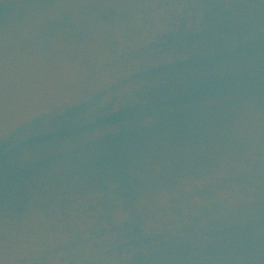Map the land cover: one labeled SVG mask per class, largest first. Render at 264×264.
Instances as JSON below:
<instances>
[{
    "label": "water",
    "instance_id": "95a60500",
    "mask_svg": "<svg viewBox=\"0 0 264 264\" xmlns=\"http://www.w3.org/2000/svg\"><path fill=\"white\" fill-rule=\"evenodd\" d=\"M0 264H264V0H0Z\"/></svg>",
    "mask_w": 264,
    "mask_h": 264
}]
</instances>
